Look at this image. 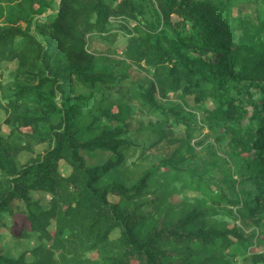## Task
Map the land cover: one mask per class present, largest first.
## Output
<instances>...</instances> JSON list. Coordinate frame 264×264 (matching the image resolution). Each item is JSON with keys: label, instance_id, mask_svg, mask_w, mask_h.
Instances as JSON below:
<instances>
[{"label": "trees", "instance_id": "16d2710c", "mask_svg": "<svg viewBox=\"0 0 264 264\" xmlns=\"http://www.w3.org/2000/svg\"><path fill=\"white\" fill-rule=\"evenodd\" d=\"M0 97V264H264V0H0Z\"/></svg>", "mask_w": 264, "mask_h": 264}, {"label": "rangeland", "instance_id": "374dc122", "mask_svg": "<svg viewBox=\"0 0 264 264\" xmlns=\"http://www.w3.org/2000/svg\"><path fill=\"white\" fill-rule=\"evenodd\" d=\"M244 2H241L240 4H243ZM256 9V6H254L252 3L246 6V10L245 12L250 14L252 13L254 10ZM234 10H237V6L235 7ZM118 42L121 43L120 44V50L123 47V38L120 36L118 38ZM91 49H95L98 51V54H100L101 51H103L105 49L104 45L100 44V43H94L91 46ZM112 60L114 61H120L121 58L118 55H111L110 56ZM104 65L109 66V67H113L114 63L109 62L108 60H104ZM16 69V64H10L8 66V68L4 69V76L3 79L5 78V81H8L9 84H13L14 82L12 81L13 76H12V72ZM127 74L130 76V79L134 82H141L144 83L147 80V76L145 73L141 72L139 69H135V68H128L127 69ZM73 94L74 95H80V94H85V90H83L82 88L75 86L73 89ZM1 98V97H0ZM179 100L178 97L170 94L168 96L167 100H162L160 103L164 106V107H171V105L173 104V102H177ZM189 105L190 107L187 109L188 112L190 113H194L197 116L199 115V111L198 108L193 104L192 100L189 99ZM5 113L2 109H0V125H2V129H3V133H7V127L3 125V121L5 119ZM132 127L137 128L138 127V123L135 120L132 123ZM207 133V132H205ZM43 148H45V146H38L36 147V151L39 153L43 150ZM31 156L28 154H23L21 157H19V160L21 163H25L28 161V159ZM96 158H98L95 155ZM89 158V157H88ZM59 169L61 170L62 174L67 176L70 173V168L65 165L64 163H60L59 165ZM34 199H41L44 197V194L39 195L34 194ZM112 200L114 202H117L119 199L118 198H112ZM43 202V201H42ZM43 205H46V202L42 203ZM4 222H5V226L0 227V247L3 248V250H5V252L11 256L12 258H17L21 253L24 252V250L26 248H29V242L26 239L20 238V239H13V236H19L22 231H30V226L29 224H27L24 220V218L21 215L15 216V217H10L8 215H5L3 218ZM31 243H35V241H31ZM252 253H264V245H262L261 243L257 242L256 247L252 248L251 250ZM96 257V256H94ZM249 261H243V260H238L236 264H248ZM132 264H137L136 262H133Z\"/></svg>", "mask_w": 264, "mask_h": 264}]
</instances>
